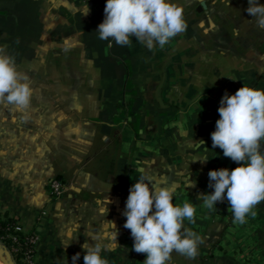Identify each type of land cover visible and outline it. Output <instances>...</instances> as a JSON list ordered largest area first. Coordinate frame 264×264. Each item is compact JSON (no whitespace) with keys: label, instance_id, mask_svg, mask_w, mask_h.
I'll list each match as a JSON object with an SVG mask.
<instances>
[{"label":"crops","instance_id":"1","mask_svg":"<svg viewBox=\"0 0 264 264\" xmlns=\"http://www.w3.org/2000/svg\"><path fill=\"white\" fill-rule=\"evenodd\" d=\"M173 2L187 27L149 50L135 37L126 46L99 39L105 0H0V52L33 88L25 112L0 105V214L38 235V264H71L77 252L84 264L89 235L117 244L101 252L108 264H143L122 215L141 178L175 183L174 204L196 208L184 226L201 237L197 255L173 251L168 264H264V201L233 224L227 200L209 209L197 199L212 191L209 170L239 166L210 133L225 92L264 89V29L247 0ZM198 156L209 160L192 162ZM54 178L68 187L60 199Z\"/></svg>","mask_w":264,"mask_h":264},{"label":"clouds","instance_id":"2","mask_svg":"<svg viewBox=\"0 0 264 264\" xmlns=\"http://www.w3.org/2000/svg\"><path fill=\"white\" fill-rule=\"evenodd\" d=\"M247 4L245 11L251 20L264 29V4L259 0H247ZM103 11V21L96 29L99 39L111 38L121 46L130 45L135 37L136 42L149 50L157 46L163 48L187 27L182 7L173 0H105ZM32 95L29 76L18 71L14 57L0 52V105L23 113L30 106ZM217 112L219 119L210 133L212 147H219L224 157L239 166L231 170H209L208 187L212 191L198 195L197 199L209 209L216 207L217 202L227 200L232 223L244 224L247 217L256 216L254 207L264 201V151L260 150L264 145V89L244 85L234 94L225 92ZM207 160L206 156H198L192 162ZM195 183L189 177L185 188L193 187ZM176 189L175 183L153 186L151 180L143 178L129 187L122 211L123 227L130 230L131 250L146 254L143 264H168L173 251L189 259L197 255L201 237L184 226L185 220L195 222L196 208L188 202L182 206L174 204ZM109 223L114 231V224ZM114 232L117 239V232ZM87 237L93 243L85 240L80 245L84 264H108L101 252L117 247V244L102 245L95 235ZM71 243L62 245L67 247ZM80 257V252L75 253L71 264H78Z\"/></svg>","mask_w":264,"mask_h":264},{"label":"built area","instance_id":"3","mask_svg":"<svg viewBox=\"0 0 264 264\" xmlns=\"http://www.w3.org/2000/svg\"><path fill=\"white\" fill-rule=\"evenodd\" d=\"M83 3H87L89 0H81ZM50 194L54 199H60L68 192V187L59 178H54L49 184ZM5 217L0 214V222L4 221ZM15 223L13 227L7 230H12L15 233L22 235V239L18 235H9L12 240V253L15 257H19L24 264H38L36 261V248L39 242V237L35 233H24L22 231L20 222L14 219Z\"/></svg>","mask_w":264,"mask_h":264},{"label":"trees","instance_id":"4","mask_svg":"<svg viewBox=\"0 0 264 264\" xmlns=\"http://www.w3.org/2000/svg\"><path fill=\"white\" fill-rule=\"evenodd\" d=\"M15 223L14 219L12 218H5L4 221L0 222V241H2L7 248L11 251L12 253V240L8 237L9 235H18L20 239H22V235L19 233H15L12 230H7V228L11 229L13 227V224ZM15 261L17 264H24L19 257H15L14 254L12 253Z\"/></svg>","mask_w":264,"mask_h":264},{"label":"water","instance_id":"5","mask_svg":"<svg viewBox=\"0 0 264 264\" xmlns=\"http://www.w3.org/2000/svg\"><path fill=\"white\" fill-rule=\"evenodd\" d=\"M0 253H3L6 257V264H17L11 251L7 248L5 244L0 241Z\"/></svg>","mask_w":264,"mask_h":264},{"label":"bare ground","instance_id":"6","mask_svg":"<svg viewBox=\"0 0 264 264\" xmlns=\"http://www.w3.org/2000/svg\"><path fill=\"white\" fill-rule=\"evenodd\" d=\"M0 264H6V257L3 253H0Z\"/></svg>","mask_w":264,"mask_h":264},{"label":"rangeland","instance_id":"7","mask_svg":"<svg viewBox=\"0 0 264 264\" xmlns=\"http://www.w3.org/2000/svg\"><path fill=\"white\" fill-rule=\"evenodd\" d=\"M2 242V241H1ZM2 244H4L3 242H2Z\"/></svg>","mask_w":264,"mask_h":264}]
</instances>
